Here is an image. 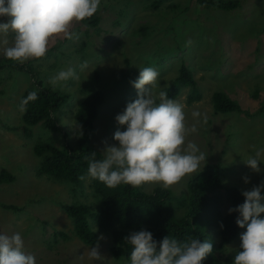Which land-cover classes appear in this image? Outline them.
<instances>
[{"label":"rangeland","instance_id":"obj_1","mask_svg":"<svg viewBox=\"0 0 264 264\" xmlns=\"http://www.w3.org/2000/svg\"><path fill=\"white\" fill-rule=\"evenodd\" d=\"M151 1L132 0L129 9L125 10L121 0H101L98 10L101 32L95 35L89 29L91 37L79 38L77 35L71 43L59 47L58 53L67 52L82 40L86 42L85 53L89 52L90 55L75 51L70 57L62 54L59 57L66 65L75 63L71 68L79 77L60 85L64 92L70 94L69 101L62 107L64 113L59 114V126L67 131V142L76 146L79 129L73 125L77 124L75 113L78 106L90 92L102 89L104 97L98 108L95 133L90 143L104 155L102 151L106 145L118 143L113 139L114 132L118 128L121 131L126 129V126L118 124L115 117L126 108L128 102L137 98L138 90L130 81L138 78L139 67H152L159 72L155 89L159 92L165 91L177 75L178 64L182 61L194 68L202 99L188 104L189 88H184L173 100L184 106L188 126L196 123V118L191 115L194 110L202 113L198 131L187 138L207 155L201 168L208 163H218L225 173V184L238 185L243 191L251 190L264 181V161L260 162L261 171L257 173L244 160L256 151L264 150V114H215L211 95L214 90H226L250 113L257 112L263 105L264 37L257 34L252 37L247 32L254 25H264V0H240V6L230 11L203 8L195 0H189L190 11H197V16L187 11L185 14L190 19L184 21L180 15L179 2L183 4L185 0H164L158 8L150 7L148 4ZM122 9L129 14V18L117 15V10ZM118 19L121 24H114ZM6 21L7 17L0 16V22ZM76 28L81 33L86 25L79 22L73 25L72 30ZM221 32L223 34L218 37ZM6 39L10 42L11 37L7 35ZM64 39L56 38L50 45H60ZM220 39H226V43H221ZM100 55L104 57H98ZM124 55H132L128 63ZM3 56L0 48V59ZM43 58L40 60L49 67L47 64L50 61ZM39 63L42 64L41 61ZM83 63L87 67L81 70ZM25 65L31 66L30 63ZM61 70L67 69L56 66L51 72L56 75ZM95 70L99 75L93 76ZM28 83L25 72L8 66L0 69V168L15 177L12 182L0 185V203L13 204L19 209L14 211L0 205V233L11 235L19 232L24 241V250L36 257V264H130L112 256L109 232H98L97 241L91 245L83 243L73 234L72 221L60 202L70 203L75 198L92 201V189L86 185L82 194L79 190L71 192L66 184L38 174L40 158L31 151V145L27 143V146H21V140L16 141L17 137L13 133L6 136L8 130L2 124L18 122L19 91L27 88ZM204 114L207 115L206 123L203 122ZM41 131L35 126L32 135L43 136ZM46 137L45 134L44 139ZM245 175L250 178L248 183L243 179ZM189 178L186 176L171 189L178 192L185 189ZM155 186L158 185L146 184L142 187L144 191H149ZM261 194L264 195V189ZM261 217L264 218V213ZM56 230L64 231L69 238L61 235L55 237ZM244 231L246 228H242L234 241L226 244L228 250L224 256L230 255V264H233L241 242L240 234ZM216 232L215 227L208 230L215 247L219 243ZM97 244L102 259L90 260L87 250L97 247ZM218 252L215 251L216 254Z\"/></svg>","mask_w":264,"mask_h":264},{"label":"trees","instance_id":"obj_2","mask_svg":"<svg viewBox=\"0 0 264 264\" xmlns=\"http://www.w3.org/2000/svg\"><path fill=\"white\" fill-rule=\"evenodd\" d=\"M163 1L153 0L148 5L158 8ZM195 2L203 8L214 10L230 11L240 6V0H195ZM121 3L124 4L125 10H128L132 0H121ZM189 3V0H185L183 4L179 2L182 21L190 19L187 13L185 14V12L190 11ZM190 12L197 16V11ZM117 15L125 19L129 18V14L123 9L117 10ZM100 19V14L97 11L90 19L80 22L86 25L85 30L81 33H79L78 28L72 31L78 33L79 38L82 36L91 37L89 29H92L93 34L97 35L101 32ZM114 24H121V22L118 19L114 21ZM142 29L143 34H145V28ZM222 32L224 33V31ZM222 32L219 33L218 37L223 34ZM247 33L252 37L256 34L264 37V25H254ZM7 35L11 37V42L14 34L10 31ZM227 37L230 36L227 35ZM71 41L72 39H64L60 45L49 46V50L43 58L50 61L47 64L49 67L40 59H30L28 62L18 63L3 56L0 59V69L8 66L25 72L28 77V87L19 91L20 96L17 105L19 109L21 101L30 92L35 91L38 95L35 101H29L26 111L20 110V118L16 124H2L8 130L6 136L8 137L9 133H13L17 137L15 138L16 141L21 140V146H27V143L31 145V151L40 158L37 167L38 174L49 180L66 184L71 192L79 190L82 194L86 185L92 189V201L85 200V202L75 198L76 201L72 200L70 203L60 202L63 211L72 221L73 234L83 243L91 245L97 241L98 232H109L112 238V245L110 246L112 256L117 260L130 263L132 246L125 238L132 232L148 230L152 232L153 238L157 242L168 235L169 238H175L181 243L189 242L190 239H200L201 242L211 241L213 245L208 230L215 227L219 238L218 246L213 245L212 253L203 260L202 264H230L232 262L230 255L224 256L228 250L226 244L234 241L242 228L236 224L239 213L235 211L230 213L229 209L242 204L245 198L240 186L225 184L223 180L225 173L220 164L208 163L204 165L199 173L188 179L186 188L180 192L171 188L164 189L160 186H155L149 191H144L143 187L134 188L124 184L109 188L102 182L88 177L87 158H91L93 151L96 152L97 159L103 158L99 149L90 143L95 133L94 123L98 117V108L104 97L103 90L97 89L90 92L78 106L75 119L76 123L82 125V129H79L75 146L72 142H67V131L59 126V114L64 113L63 106L69 101L70 94L64 92L63 87L53 88L48 83L49 78L54 75L51 72L54 67L68 69L75 66V63L66 65L61 62L59 60L61 54L70 57L73 52L80 51L84 55L90 56L89 52L85 53L86 42L82 40L72 50L58 53L60 46L69 44ZM220 42L226 43V39H220ZM124 56L125 62L128 63L132 55ZM26 63H30L31 66H26ZM178 65L177 75L165 88L168 97L175 99L184 88H189L187 103L191 104L201 100L202 94L196 85L194 68L189 65L190 68L182 61ZM97 75L99 73L95 70L93 76ZM67 82L70 83V80ZM225 91L214 90L211 95V104L215 114L232 112L243 113L247 116L264 114V103L257 112L250 113L240 105L238 100ZM35 126L42 129L43 136L35 137L32 135V129ZM48 131L51 133L49 134ZM81 131L82 135L79 134ZM45 134L47 135L46 139H44ZM82 176L85 178L81 179ZM14 178L11 172L0 168V185L10 183ZM0 205L5 209L19 210L13 204L0 203ZM54 235L55 237L61 235L63 238H69L67 233L62 230H56ZM215 251H219L218 254Z\"/></svg>","mask_w":264,"mask_h":264},{"label":"clouds","instance_id":"obj_3","mask_svg":"<svg viewBox=\"0 0 264 264\" xmlns=\"http://www.w3.org/2000/svg\"><path fill=\"white\" fill-rule=\"evenodd\" d=\"M100 4L101 0H0V16L7 17L6 22H0V36L5 37L0 39V48L5 57L14 62L41 59L56 38H77L72 31L73 25L90 19ZM10 31L14 37L8 46L6 36ZM80 67L83 70L87 64ZM139 68L138 78L130 81L138 90L137 98L128 102L115 117L126 129L121 131L118 128L114 132L113 139L118 143L106 145L102 159L96 158L95 151L91 158H87V175L109 188L120 184L134 188L151 184L169 189L186 176L199 173L201 163L206 162L207 155L195 142L187 139L198 131L202 113L194 110L191 115L196 118V123L188 126L184 106L169 98L166 91H155L159 72L152 67ZM69 79H79L72 68L59 71L49 78L48 83L56 88ZM37 98V92H30L21 101L20 110L26 111L29 101ZM203 122H207L206 114ZM73 126L82 129L78 123ZM79 134L82 135V131ZM262 152L264 150L256 151L244 160L257 173L261 171L260 162L264 161ZM243 179L248 183L250 178L245 175ZM262 189L264 181L243 191L244 202L229 209L230 213H239L236 224L246 228L240 234L241 242L233 264H264ZM125 239L132 246L130 264H202L213 251L211 241L190 239L181 243L167 235L157 242L148 230L132 232ZM87 256L94 261L102 259L98 244L87 250ZM0 264H36V257L24 250L19 232L0 233Z\"/></svg>","mask_w":264,"mask_h":264}]
</instances>
